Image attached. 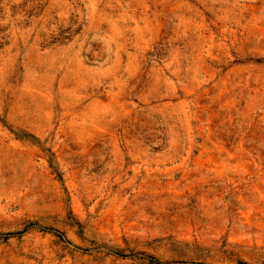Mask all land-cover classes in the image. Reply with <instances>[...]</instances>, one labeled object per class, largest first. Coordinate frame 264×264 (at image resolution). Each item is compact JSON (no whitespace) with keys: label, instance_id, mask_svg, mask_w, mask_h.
Listing matches in <instances>:
<instances>
[{"label":"rangeland","instance_id":"1","mask_svg":"<svg viewBox=\"0 0 264 264\" xmlns=\"http://www.w3.org/2000/svg\"><path fill=\"white\" fill-rule=\"evenodd\" d=\"M0 264H264V0H0Z\"/></svg>","mask_w":264,"mask_h":264}]
</instances>
